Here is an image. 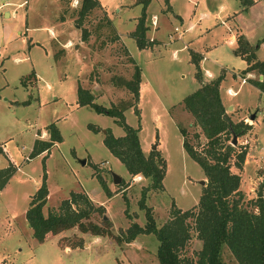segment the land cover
I'll list each match as a JSON object with an SVG mask.
<instances>
[{"label": "rangeland", "instance_id": "1", "mask_svg": "<svg viewBox=\"0 0 264 264\" xmlns=\"http://www.w3.org/2000/svg\"><path fill=\"white\" fill-rule=\"evenodd\" d=\"M5 1L0 0V146L4 149L0 167L11 161L17 168L0 190V264H158L154 233H140L130 242L114 237L132 221L144 224L145 213L138 200L149 179L128 173L105 146L104 129L110 128L115 135L124 133L115 117L76 102L78 84L92 90L94 100L105 106L124 107L133 102L124 83L134 71L132 55L141 69L136 102L140 114L127 106L125 118L133 126L140 125L144 152L156 143L155 149L167 162L164 189H150L146 197L157 224L168 219L171 202L180 209L193 206L205 183L199 165L181 145V127L196 148L205 141L181 99L219 72L224 74L219 94L225 113L251 124L245 133L235 135L233 145L246 152L241 167L232 165L231 169L240 175L243 202L252 207L261 183L264 205V95L233 76L231 71L239 72L245 61L232 52L234 43L227 40L237 29L255 44L264 34V0H256L246 10L240 9V0H150L146 36L155 43L145 48H138L131 35L141 10L135 0H98L81 26L76 20L79 2L73 0ZM83 28L88 30L84 40ZM189 48L204 56L202 67L199 63L201 81L193 76ZM263 54L264 47L259 45L255 55ZM228 87L235 92L226 94ZM229 102L238 103L243 113L235 104L227 107ZM252 112L254 117L249 118ZM50 122L59 127L62 140L29 157L34 138L49 137L46 125ZM90 123L99 129L92 130ZM44 170L48 187L45 214L71 191H85L104 207L103 213L92 214V221L109 220L113 235H94L74 226L48 233L43 241L33 237L25 211ZM112 171L122 176L117 184ZM98 175L112 191L110 196ZM199 245L195 232L190 231L182 254L193 260ZM221 258L224 264H237L225 246Z\"/></svg>", "mask_w": 264, "mask_h": 264}, {"label": "trees", "instance_id": "2", "mask_svg": "<svg viewBox=\"0 0 264 264\" xmlns=\"http://www.w3.org/2000/svg\"><path fill=\"white\" fill-rule=\"evenodd\" d=\"M252 0H240L245 7ZM79 7L76 11L77 23L81 26L83 18L94 7L99 5L98 0H78ZM141 5L140 16L132 31L138 48L152 46L154 38L146 36V8L150 0H135ZM88 37V30L82 29L81 39ZM264 41V35L255 41L248 42L242 33L235 35L232 52L245 61V66L240 70L244 75L253 71L255 77H247V81L254 85L264 95V58L255 56V49ZM189 59L193 63V76L201 81L199 60L201 55L189 49ZM134 63L131 78L125 80V86L132 93L133 106L137 115L140 114L136 102L139 101V86L141 69L135 58L130 56ZM34 73V72H33ZM258 75H261L259 78ZM223 72L215 77L202 82L196 89L184 95L181 99L183 108L190 113L193 124L200 128V134L205 138L198 149L185 137L183 127L179 129L182 136L181 145L186 154L200 167L205 183L201 186L196 203L186 209H180L171 202L170 214L165 222L158 225L152 207L146 204L147 192L150 189L163 190V178L166 173L167 162L160 150L151 149L145 153L140 142V125L133 126L126 121L124 109L116 104L105 106L96 102L95 94L89 88L77 85V99L79 105H90L97 112H104L115 117V121L123 128L124 133L115 135L110 128H106L103 142L109 151L125 166L128 173L141 174L149 179V183L141 190L138 200L139 207L144 210L145 222L140 224L132 221L125 230L114 237L118 242H130L140 233H154L158 239L156 257L158 264H224L221 258L222 248L225 246L237 264H264V205L263 198L256 196L252 207H248L242 200L239 190L240 175L233 171L231 166L240 168L245 156V148L237 149L228 140L232 135H240L247 131L251 124L234 120L230 114L225 113L219 94V83ZM88 126L97 131L99 128L93 124ZM49 137L47 139L36 137L33 140L29 157L47 151L56 142L62 140L59 127L55 122L46 125ZM196 136L198 133H194ZM4 149L0 146V152ZM17 166L13 162L0 167V190L8 182ZM44 168V164H43ZM99 182L110 196L112 191L104 179L98 175ZM48 187L46 171L35 190L25 217L32 229V235L38 241H43L48 233H58L74 226L81 231H89L94 235L112 236L111 222L103 220L102 224L92 221V214L103 213V204H95L85 191H71L57 206L48 208L43 212L47 201ZM195 232V237L200 240L199 248L191 260L182 254L190 231Z\"/></svg>", "mask_w": 264, "mask_h": 264}, {"label": "crops", "instance_id": "3", "mask_svg": "<svg viewBox=\"0 0 264 264\" xmlns=\"http://www.w3.org/2000/svg\"><path fill=\"white\" fill-rule=\"evenodd\" d=\"M3 1V3L4 2H8V1H5V0H2ZM255 1L256 0H252L250 3H248L245 7H242V5H241V7H240V9H244V10H246V9H248L249 7H253L254 6V4H255ZM28 2H29V0H26L25 1V4H28ZM170 5V4H169ZM0 7H1V5H0ZM4 12H5V14L8 16L9 15V11L7 10V9H5L4 10ZM231 15H233V14H231ZM177 16H178V14H177ZM179 17V16H178ZM27 27H28V13H27V11H26V14H25V28L27 29ZM49 30H50V35H52L53 36V30L52 29H50L49 28ZM237 33H242V32H240L239 30H237V29H235V31H234V33H232V34H230L229 36H228V38H227V40L228 41H231V42H233L234 43V40H235V35L237 34ZM245 37H246V39L248 40V42L249 43H251L252 44V40L250 39V37L248 36V35H246L245 33H242ZM264 35V34H263ZM262 35V36H263ZM260 38V37H259ZM258 39V38H257ZM256 39V40H257ZM30 39H28V41H29ZM259 45H262V47H264V41H262V42H260L259 43ZM259 45H258V47L257 48H259ZM256 48V49H257ZM189 49H191V48H189ZM189 49H188V51H189ZM255 49V50H256ZM193 50V49H192ZM67 53H68V51H67ZM200 55H201V58H200V60H199V63H200V66L202 67V65H201V63H202V60L204 59V56L200 53V52H198ZM254 53H255V51H254ZM132 55V54H131ZM133 56V55H132ZM256 56V55H255ZM256 58H257V56H256ZM262 58H264V54L263 55H261V56H259V59H262ZM242 69V68H241ZM240 69V70H241ZM33 72H34V74H35V71L33 70ZM231 73L233 74V76L234 77H238L239 79H240V81H241V77H243L244 78V81H241L242 83H246V82H248L247 81V77H252L253 76V74H254V72L253 71H249V72H246L244 75H242L241 73H240V71L239 72H235V71H231ZM209 74V73H208ZM259 76V75H258ZM260 77V76H259ZM249 84H251L250 82H248ZM251 86H253V87H255L254 85H252L251 84ZM228 88H230V87H228ZM256 88V87H255ZM257 89V88H256ZM230 90H233V89H231L230 88ZM258 90V89H257ZM235 91V90H234ZM259 91V90H258ZM260 92V91H259ZM226 94H228V95H231L230 93H227L226 92ZM228 101V100H227ZM232 104H235L236 105V107L239 109V112L240 113H243V111L244 110H242V108L240 107V105L238 104V103H228L227 104V107H230ZM243 115V114H242ZM253 125H254V121H253V123H252ZM263 187H264V185H263Z\"/></svg>", "mask_w": 264, "mask_h": 264}, {"label": "water", "instance_id": "4", "mask_svg": "<svg viewBox=\"0 0 264 264\" xmlns=\"http://www.w3.org/2000/svg\"><path fill=\"white\" fill-rule=\"evenodd\" d=\"M260 77H261V75H259ZM248 117L249 118H253L254 117V113L252 112V113H250L249 115H248ZM104 131H105V129H104ZM232 141H231V144H234L235 143V135H232ZM156 146H157V144L156 143H154L153 145H152V149H155L156 148ZM112 179H113V183H115V184H117V183H119L120 181H121V179H122V176L120 175V174H118V173H116V172H114V171H112ZM200 183H203V179H199L198 180ZM261 188H262V184L260 183L259 185H258V188H257V192H256V196H260L261 194H262V192H261ZM104 218H106V215H104Z\"/></svg>", "mask_w": 264, "mask_h": 264}, {"label": "built area", "instance_id": "5", "mask_svg": "<svg viewBox=\"0 0 264 264\" xmlns=\"http://www.w3.org/2000/svg\"><path fill=\"white\" fill-rule=\"evenodd\" d=\"M73 2L75 3V4H77L78 3V0H73ZM153 23H155V19L153 20ZM174 31H176L177 30V26H173V28H172ZM241 81H244V78L243 77H241ZM226 92L227 93H230V94H233L235 91L234 90H230V88H226ZM262 156L264 157V144H263V146H262Z\"/></svg>", "mask_w": 264, "mask_h": 264}]
</instances>
